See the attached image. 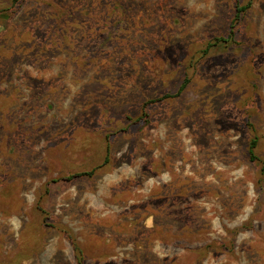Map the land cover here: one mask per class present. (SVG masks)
Wrapping results in <instances>:
<instances>
[{
	"label": "rangeland",
	"instance_id": "rangeland-1",
	"mask_svg": "<svg viewBox=\"0 0 264 264\" xmlns=\"http://www.w3.org/2000/svg\"><path fill=\"white\" fill-rule=\"evenodd\" d=\"M237 3L0 0V264H264V0L218 42Z\"/></svg>",
	"mask_w": 264,
	"mask_h": 264
},
{
	"label": "trees",
	"instance_id": "trees-1",
	"mask_svg": "<svg viewBox=\"0 0 264 264\" xmlns=\"http://www.w3.org/2000/svg\"><path fill=\"white\" fill-rule=\"evenodd\" d=\"M13 1H14V4H17L19 0H13ZM251 6H252V0H249L246 5H243V3L240 0H238L237 6H236V12L237 13H236L234 22H233V24L230 27V33L228 35V38L227 39H222V38L218 39L217 40L218 42H224L225 43V42H229V41L234 39V36H235V33H236V31H235L236 24L238 22H240L241 15L243 13H245L248 9H250ZM210 48H211V46L209 45L207 50H206V53L209 52ZM187 84H188V81H186L182 85V87L180 88L179 93H178L179 95L186 89ZM153 102L151 101V102H148L147 104H145L142 117H145V118L147 117V107ZM250 128H251L253 136H252V139L250 140V142L248 143L247 153H248L249 159L252 162H259L260 164H262L259 161V159L257 157V154H256V150H257L258 145H259V138L257 136V132L255 131L254 127L252 125H250ZM107 153H108V150H107ZM106 160H108V158ZM260 174H261L262 177H264V164H262V166H261ZM74 252H75V257H76V260H77V264H84V256H83L82 250L78 246L75 245L74 246Z\"/></svg>",
	"mask_w": 264,
	"mask_h": 264
}]
</instances>
